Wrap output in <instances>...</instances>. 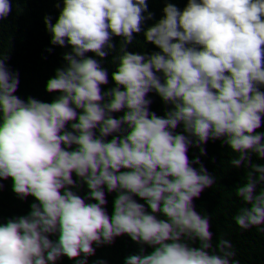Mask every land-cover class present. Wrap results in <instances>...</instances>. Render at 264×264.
<instances>
[{"label": "trees", "instance_id": "trees-1", "mask_svg": "<svg viewBox=\"0 0 264 264\" xmlns=\"http://www.w3.org/2000/svg\"><path fill=\"white\" fill-rule=\"evenodd\" d=\"M262 34L264 0H0V264H264ZM157 38L196 54L119 61Z\"/></svg>", "mask_w": 264, "mask_h": 264}, {"label": "clouds", "instance_id": "clouds-1", "mask_svg": "<svg viewBox=\"0 0 264 264\" xmlns=\"http://www.w3.org/2000/svg\"><path fill=\"white\" fill-rule=\"evenodd\" d=\"M258 47L264 48V34L256 41ZM195 49L190 40L176 39L169 42L167 39L140 40L133 47L131 54L121 53L118 57L121 64L130 71L139 74L149 80L163 79L171 65L188 62L195 56ZM10 181L0 183V188H11ZM10 213L19 214L22 206H12Z\"/></svg>", "mask_w": 264, "mask_h": 264}]
</instances>
